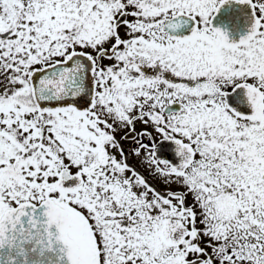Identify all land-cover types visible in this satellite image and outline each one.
I'll return each mask as SVG.
<instances>
[{
    "label": "snow or ice",
    "instance_id": "obj_1",
    "mask_svg": "<svg viewBox=\"0 0 264 264\" xmlns=\"http://www.w3.org/2000/svg\"><path fill=\"white\" fill-rule=\"evenodd\" d=\"M0 264H264V0H0Z\"/></svg>",
    "mask_w": 264,
    "mask_h": 264
}]
</instances>
